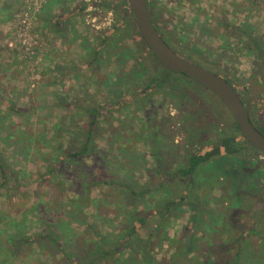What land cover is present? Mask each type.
Masks as SVG:
<instances>
[{
  "label": "rangeland",
  "instance_id": "374dc122",
  "mask_svg": "<svg viewBox=\"0 0 264 264\" xmlns=\"http://www.w3.org/2000/svg\"><path fill=\"white\" fill-rule=\"evenodd\" d=\"M104 1L118 5L117 0H0V154L6 167L0 169V264H70L37 236L42 220L67 226L60 244L69 257L90 250L95 234L120 235L139 211L152 222L156 205L173 193L159 186L155 174L159 163L163 170H178L187 154L185 125L177 124L180 105L157 89L147 90L144 79L161 66L140 60L137 39L119 29L117 8L102 6ZM149 3L171 40L168 45L231 82L256 127L264 128V59L254 45L259 42L264 49V0ZM188 82L195 91L212 94ZM7 105L17 111L9 112ZM85 105L103 108L95 151L86 159L68 160L59 175L50 172V150H66L69 142L81 140L89 118L77 107ZM205 174L197 178L202 219L200 226L192 224L193 253L185 260L176 257L173 264H194L213 252L217 225L228 214L226 185L214 183L212 172ZM93 179L99 184L89 189ZM102 181L115 184L100 186ZM125 183L149 192L135 201L125 199L117 189ZM73 200L78 202L71 208ZM191 215L188 208L180 209L160 231L164 239H155L151 252L157 263L169 264L189 244ZM263 217L264 195L248 207L241 229ZM15 232L32 236L35 243L12 256L7 237ZM151 232V225L142 230L145 236ZM260 247L257 236L250 235L245 252Z\"/></svg>",
  "mask_w": 264,
  "mask_h": 264
},
{
  "label": "trees",
  "instance_id": "16d2710c",
  "mask_svg": "<svg viewBox=\"0 0 264 264\" xmlns=\"http://www.w3.org/2000/svg\"><path fill=\"white\" fill-rule=\"evenodd\" d=\"M117 2V7L108 1H104L101 5L110 9L117 8L119 18L115 24L119 25V29L137 39L135 46L142 58L140 60L145 63L154 61L159 65L141 37L128 0H117ZM147 4L155 27L165 41L172 46L168 35L161 32L158 19L151 12L149 0H147ZM66 20L61 18L63 23ZM250 38L252 39V36ZM258 43L255 42L254 44L258 58L264 59V49ZM175 51L179 53L177 50ZM180 55L186 58L184 55ZM186 59L192 61L190 58ZM144 82H146L147 90L157 89L180 105V117L177 124L185 125L184 149H187V154L183 157L178 170H163L161 163H159L155 174L159 186L166 190H173V193L166 200L160 201L156 205L153 214L149 216V218L152 217V222L146 214L139 211L136 216L131 218L128 226L120 231V235L115 233L109 237H101L94 233L92 247L90 250L84 249L82 253H74L69 257L65 256V249L60 241L63 240V235L67 233L64 232L67 226L57 228L42 220L43 232L37 236L47 242L45 248L48 246L57 248L64 255V258L66 257L70 261V264H159L151 254L155 239L162 236L160 231L165 230L170 219L180 209L188 208L192 214L189 222L190 230L192 228L189 244L183 245L182 251L179 249L178 253L173 255L168 263H175L173 259L176 257L177 260L180 258L185 260L193 253L191 246L196 240L193 226H200L199 222L202 219L201 208H199L202 203V194L198 190L197 178L199 175L212 172L211 178L214 183L226 185L230 205L223 224L217 225V239L212 245L214 251H207L206 257L200 258L194 264H253L254 262L264 264V217L258 218L248 229H241V221L246 215L248 207L264 195V163L259 160V157L264 158V154L249 145L234 119L230 117L224 105L220 101L218 102L216 97H213L214 95L211 96L212 94L205 93L203 90L202 92L195 91L184 75H176L160 67L145 78ZM117 84L118 81H115L109 88L112 89ZM238 93L242 97L241 93ZM7 108L11 113L17 111L13 106L7 105ZM102 109L93 105L77 107V112L89 118V122L82 129L81 140L69 142L66 145V150L62 146L50 150L49 155L53 158V166L48 167L50 172L56 173L57 171V175H59L58 173L68 160H81L91 156L95 151L96 135L98 134L97 121ZM224 111L230 117H228L229 119ZM257 129L264 134V128ZM156 132L153 134L154 136L163 133L162 130ZM44 141H46L45 137H42L40 139L41 145ZM0 169L2 172H5L6 169L1 154ZM12 174L17 175L16 173ZM95 180L93 179L92 185H88L89 189L98 186L99 182ZM113 184L115 182L102 181L100 186ZM56 185L61 188L63 182L60 180ZM119 188H122L126 194L125 199H133V201L144 197L149 192L145 186L137 187L126 183L118 185L117 189ZM113 190L115 191L112 189L110 194H113ZM76 200L71 202V208L78 202ZM91 202L96 203L94 200ZM102 203L104 204V201ZM149 225H151L152 232L145 236L142 230ZM12 226L19 227L15 223ZM250 235H255L260 240V246H262L258 249L260 255H254L256 252L258 254V251H254L253 254H246ZM162 238L164 239L163 236ZM7 241L10 245L8 251L12 256L18 253L20 247L35 243L32 236L20 232L9 235ZM35 263L44 264L39 260Z\"/></svg>",
  "mask_w": 264,
  "mask_h": 264
},
{
  "label": "water",
  "instance_id": "95a60500",
  "mask_svg": "<svg viewBox=\"0 0 264 264\" xmlns=\"http://www.w3.org/2000/svg\"><path fill=\"white\" fill-rule=\"evenodd\" d=\"M128 4L141 37L159 66L173 74L184 75L212 93L231 114L249 145L264 154V134L256 128L235 87L224 77L184 58L169 46L155 27L147 0H128Z\"/></svg>",
  "mask_w": 264,
  "mask_h": 264
},
{
  "label": "flooded vegetation",
  "instance_id": "af4514ba",
  "mask_svg": "<svg viewBox=\"0 0 264 264\" xmlns=\"http://www.w3.org/2000/svg\"><path fill=\"white\" fill-rule=\"evenodd\" d=\"M232 84V83H231Z\"/></svg>",
  "mask_w": 264,
  "mask_h": 264
}]
</instances>
